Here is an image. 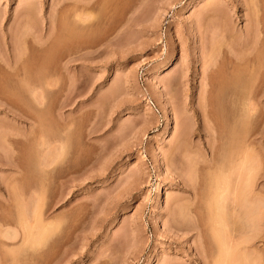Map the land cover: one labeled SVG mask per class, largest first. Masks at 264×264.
Masks as SVG:
<instances>
[{
    "label": "rangeland",
    "instance_id": "obj_1",
    "mask_svg": "<svg viewBox=\"0 0 264 264\" xmlns=\"http://www.w3.org/2000/svg\"><path fill=\"white\" fill-rule=\"evenodd\" d=\"M263 3L0 0V264H214L204 174L212 192L251 185L254 208L231 211L228 195L222 235L252 237L237 263L264 264ZM252 15L258 50L245 51ZM248 55L254 77L234 65ZM248 93L237 158L209 114Z\"/></svg>",
    "mask_w": 264,
    "mask_h": 264
},
{
    "label": "bare ground",
    "instance_id": "obj_2",
    "mask_svg": "<svg viewBox=\"0 0 264 264\" xmlns=\"http://www.w3.org/2000/svg\"><path fill=\"white\" fill-rule=\"evenodd\" d=\"M262 1V0H261ZM264 4V3H263ZM258 9V8H257ZM222 13V12H221ZM254 13H255V11H254ZM257 13V12H256ZM253 16V15H252ZM251 16V17H252ZM250 17V16H249ZM248 17V18H249ZM250 17V18H251ZM256 17V15H254L253 17H252V19H251V21H252V28L251 29H246L245 30V33L247 34L246 36H247V41L245 40V41H243L244 43H240V41H239V43H240V47H243L244 49H245V51H246V47L251 43V42H253L254 44H255V42H258L257 40L259 39L257 36V33L260 31V28H259V31H258V27L260 26V24H259V21L258 20H260V19H258L257 20V18H259V17H257V18H255ZM261 18V17H260ZM250 20V19H249ZM263 20H264V18H263ZM261 23V22H260ZM263 23V22H262ZM258 24V25H257ZM251 27V26H250ZM224 31V30H223ZM254 31V33H252ZM260 33V32H259ZM255 36V37H253L252 39H251V37L252 36ZM249 36V37H248ZM258 39H257V38ZM257 39V40H256ZM256 40V41H255ZM253 43H251L250 45H252ZM253 44V45H254ZM261 44V43H260ZM251 46V48H254V50L255 49H257L258 50V48H256L255 46ZM257 45V44H256ZM262 45V44H261ZM235 47V46H234ZM248 47H250V46H248ZM48 49V48H47ZM234 49V48H233ZM238 49V48H237ZM249 49V48H248ZM220 50V49H219ZM239 50V49H238ZM250 50V49H249ZM51 51V50H50ZM248 51V50H247ZM253 51V50H252ZM262 51V50H261ZM217 52V51H216ZM238 52V51H237ZM216 54V53H215ZM214 54V55H215ZM240 54V53H239ZM248 54H251L250 52H248ZM262 54H263V52H262ZM213 55V54H212ZM217 55V54H216ZM219 55V54H218ZM247 55V54H246ZM252 55H256V54H252ZM259 55V54H258ZM238 56V55H237ZM237 56L235 57L236 58V60H234V65L235 66H237L236 68H238V66H240V68L243 66V68H244V66L246 67V68H249L248 70L252 73V71H254L255 70V72H256V66H254L253 64H255V61H256V59H253L254 57H250L249 55V57L247 58L246 56V58H237ZM242 56H244V55H242ZM257 56V55H256ZM263 56H264V54H263ZM214 57H216V56H214ZM258 57V56H257ZM258 59H259V57H258ZM257 59V60H258ZM28 60H30V59H28ZM27 60V61H28ZM46 61V60H45ZM48 61V60H47ZM215 61H217V60H215ZM242 61H245V62H242ZM34 62V61H33ZM218 62V61H217ZM240 62H242V64H244V65H242ZM256 62H258V61H256ZM260 62V61H259ZM231 63V62H230ZM221 65H223V64H221ZM220 65V66H221ZM249 65H250V67H251V65H253L254 67H255V69L254 68H252L253 70L251 71L250 70V67H249ZM256 65V64H255ZM235 66H233V67H235ZM258 66V65H257ZM30 67V66H29ZM215 67H216V65H215ZM218 67H219V64H218ZM222 67V66H221ZM232 67V68H233ZM259 67V66H258ZM224 68V67H223ZM222 68V69H223ZM233 70V69H232ZM212 71V70H211ZM244 71H245V69H244ZM247 71V70H246ZM216 72V71H215ZM220 72V71H219ZM234 72H236L235 70H234ZM239 72V71H238ZM252 73L253 75H251V73H250V75L251 76H256L255 74H257V73ZM223 73V72H222ZM232 73V72H231ZM237 73V72H236ZM208 74V73H207ZM217 74V73H216ZM234 74V73H233ZM240 75H242V73H239ZM259 74V73H258ZM209 75V74H208ZM222 76V75H221ZM234 75H232V77H233ZM258 76V75H257ZM214 77V76H213ZM235 77H236V75H235ZM241 77V76H240ZM248 76H246V78H247ZM253 77H251V78H253ZM42 78V77H41ZM216 78V77H215ZM221 78V77H220ZM223 78H225V77H222V80H223ZM238 77H236V79H237ZM245 78V83L246 84H244V82L242 83V85L244 84V85H246L247 87L249 86H251V88H248V89H253L254 87H255V84H254V80H251V78H249L248 77V79H249V81L251 80V84H250V82L247 80ZM257 78V77H256ZM259 78V77H258ZM45 79L47 80V78L45 77ZM226 79H227V76H226ZM226 79H224V80H226ZM229 79V78H228ZM239 80L241 79V78H238ZM254 79V78H253ZM45 80V81H46ZM223 80V81H224ZM232 80V79H231ZM243 81H244V79H242ZM212 81V80H211ZM220 81V80H219ZM220 82V85L219 86H221V88H222V83H224L225 84V82L227 81H224V82ZM49 82V81H48ZM47 81H46V83L47 84H49ZM228 82V81H227ZM232 82V81H231ZM236 82H238V80L236 81ZM236 82H234L235 84H236ZM241 82V81H240ZM45 83V84H46ZM216 83V82H215ZM230 83V82H229ZM228 84V83H227ZM248 84V85H247ZM250 84V85H249ZM44 85V84H43ZM210 85H215V84H210ZM229 85V84H228ZM228 85L227 86H225V85H223L225 88H228ZM239 85V84H238ZM238 85H236V86H238ZM260 85V84H259ZM45 86H48V85H45ZM219 86H217V87H219ZM235 86V87H236ZM241 86V85H240ZM254 86V87H253ZM49 87V86H48ZM245 87V86H244ZM247 87H245V88H247ZM43 88V87H42ZM221 88H217L219 91H220V89ZM224 88V89H225ZM229 88H231V87H229ZM256 89V88H255ZM261 89V88H260ZM212 90V89H211ZM223 90V89H222ZM233 90V89H232ZM246 91H247V89H245ZM238 91H239V89H238ZM251 92H253L252 90H250ZM257 91H258V89H257ZM34 92V91H33ZM216 92V91H215ZM236 92V91H235ZM241 92L242 91H240L239 92V94H241ZM247 92H249V91H247ZM250 92V93H251ZM255 92V91H254ZM220 93V92H219ZM231 93V92H230ZM256 93V92H255ZM222 94H223V91H222ZM222 94L220 95V96H222ZM238 94V93H237ZM225 94H223V96H224ZM235 95V94H234ZM249 95V96H248ZM255 95V94H254ZM222 96V97H223ZM242 96V95H241ZM249 98H248V97ZM247 96H246V100L244 101V97L242 98L243 100L241 101L242 102V104H243V106L241 105V110L239 111V110H237L238 108H231L230 107V104H229V106H228V104L227 105H223L224 103H222V102H219L221 105H219L218 104V100H219V98H218V100H217V104H218V107H216L217 105L214 103V101L212 102V103H214L216 106H213L214 108L216 107V110L212 107L211 109H212V113L211 114H209V110H208V113H207V115L206 114H204L203 112H202V114H204L203 116H208V114H209V117H211L215 122H214V124L216 125H214V129H215V127H216V131H214L213 130V132L214 133H216V135H214L213 133H212V131L210 132V129L209 130H207V131H209L210 132V136H213V137H211L212 139L215 137V139L217 138V139H219L218 141H222V147H223V149H222V151L224 150V151H227V152H231L232 150L234 151V152H236L237 153V155H236V153H235V155H234V157H240L241 155H243V154H245V152L247 151L246 150V147L248 146H244L245 144V140H244V138H245V134H246V132H247V128H245L246 126V124L247 123H245V122H247V121H245V115H248L252 110H253V108H254V102H252L254 99H251V97H250V94L248 93L247 94ZM225 97H227V95L225 96ZM253 97V96H252ZM211 98V97H210ZM235 98V97H234ZM213 99V98H212ZM217 99V98H216ZM227 99V98H226ZM232 99V98H231ZM237 99V98H236ZM257 99V98H256ZM259 100V99H258ZM225 101V100H224ZM37 102V101H36ZM256 102V101H255ZM236 103V102H235ZM238 103V102H237ZM232 104V103H231ZM220 107L222 108V109H220ZM210 109V108H209ZM210 109V110H211ZM213 109H214V111L215 112H213ZM219 111H218V110ZM217 111V112H216ZM205 112V111H204ZM207 112V111H206ZM250 115H251V113H250ZM253 115V114H252ZM205 116V117H206ZM202 117V116H201ZM207 118V117H206ZM210 118V119H211ZM43 120V119H42ZM251 120V119H250ZM251 123V122H250ZM264 123V122H263ZM206 129V128H205ZM250 130V129H249ZM206 131V130H205ZM206 131V132H207ZM209 132H207V133H209ZM209 135V134H208ZM248 135V134H247ZM251 139V138H250ZM220 141V142H221ZM249 142H250V140H249ZM255 142V141H254ZM214 143V142H213ZM210 145H211V143H209ZM208 144V145H209ZM218 144V143H217ZM214 146V145H213ZM213 146H212V149H213ZM220 146V145H219ZM209 147H211V146H209ZM208 148V147H207ZM216 149V148H215ZM248 150H249V148H247ZM223 151V152H224ZM232 151V153H234ZM250 151H252V149L250 150ZM255 150H253L252 151V153L254 152ZM257 151V150H256ZM227 152H226V154H224V155H228L227 154ZM247 152H249V151H247ZM258 152V151H257ZM213 153V152H212ZM225 153V152H224ZM231 153V154H232ZM250 153V152H249ZM251 153V154H252ZM255 153V152H254ZM221 154H223V153H221ZM230 154V153H229ZM230 154V155H231ZM248 154V153H247ZM255 154H258V153H255ZM249 155V154H248ZM250 156V155H249ZM231 157H233L232 155H231ZM245 157V156H244ZM252 157V156H251ZM224 158V157H223ZM226 158V157H225ZM224 158V159H225ZM230 158V157H229ZM250 158V157H249ZM208 160V159H207ZM229 160H231V159H229ZM206 161V160H205ZM225 162V161H224ZM227 162V161H226ZM246 162V161H245ZM250 162V161H249ZM248 162V163H249ZM204 163V162H203ZM206 163H207V165L209 166V167H206L207 165H206ZM205 163V168H202V170H205V169H209V168H211L210 167V165L211 164H209L208 163V161ZM242 163V162H241ZM246 164V163H245ZM244 164V165H245ZM251 165H253V164H251ZM203 166V167H204ZM227 167V166H226ZM235 167V166H234ZM248 167V166H247ZM246 167V168H247ZM228 168V167H227ZM229 168H230V166H229ZM229 168H228V171H229ZM238 168V167H237ZM240 168V167H239ZM244 168V167H243ZM223 169V168H222ZM233 169V168H232ZM196 170V169H195ZM205 171H207V170H205ZM212 171V170H211ZM221 171V170H220ZM227 171V172H228ZM236 171V170H235ZM244 171H246V170H244ZM256 171V170H255ZM204 172V171H203ZM208 172H209V170H208ZM237 172H240V171H237ZM253 172V171H252ZM207 173V172H206ZM221 173V172H220ZM225 173V172H224ZM241 173V172H240ZM233 174V173H232ZM252 174V173H251ZM205 176V178H204V183H203V189H200V190H203V197H204V200L206 199H208L209 201V203L207 202V204L208 205H206L205 203V205L204 206H206L207 208H205V210H206V212H207V214H206V216H207V224H209V226H211V228L210 229H212V233H213V236L214 237H212V240H213V238L215 239L214 241H215V243H216V245H214V246H216V252H217V255L214 257L215 259V261L213 262L214 264H236L237 262L239 263V262H241V260H243V255H241V253L243 254H245V252H249V250H250V252H252L251 251V246H252V248H253V245H251V243H252V241L253 240H251V239H253L252 237H250L249 239H245V240H243L242 239V241L240 240L239 242H237L236 241V243H231L230 241V237H228V239L230 240L229 242H227V236H226V238H225V235L223 236L222 235V232H223V229L225 228V227H223L224 226V224H226L227 226H226V229H227V227H229L230 226V224L228 225L227 223H226V221H225V219L226 218H224V216H225V214H226V211H225V214H224V216H223V214H222V209H225V208H223L224 206H226V204H228V203H230V205H232V206H228V208H231L230 210L231 211H233L235 208H237L238 210H239V208H242L241 206L244 204H246L247 206L245 207L244 205H243V208L244 209H246L247 207H250L251 205L253 206V204H255V203H252V201H253V195H256V194H254L253 192H252V190H249V189H252V188H247L246 187V185H248V181H246L247 182V184H245L246 182H244V187L240 184V181L238 182L237 181V183H236V188H238L239 187V189H241L242 187L243 188H245V190L242 188L241 190H242V193H241V190H238V189H236L237 191L236 192H234V191H231V192H233V193H231L232 194V197L233 196H235V195H238L239 194V191H240V194L236 197L235 196V198L238 200V201H236V200H234L235 198L233 197H231L230 198V200H229V197L231 196V194H230V191H229V189L231 188V187H228V186H231V185H229V184H227V187H228V190H227V187L225 186L226 184L225 183H227V181H225V180H227V179H225V177L224 176H226L227 174L225 173L224 174V178L222 177V179H221V176H219L220 177V180L222 181H220L219 180V184L220 183H222L223 184V182H225L224 184L225 185H223L222 187H224L223 189H221L220 190V188H218L217 187V189H219V194H218V190L217 189H215L214 188V190L215 191H211V189L213 190V187H211V183L213 182L212 180V178H210V175L208 176L207 174H204ZM238 176V178H239V173L237 174ZM243 175V174H242ZM218 177V176H217ZM228 177H229V175H228ZM228 177H226V178H228ZM209 178H210V180L212 181L211 183H209ZM214 178H215V176H214ZM243 178V177H242ZM219 179V178H218ZM218 179H217V182H218ZM229 180V179H228ZM239 180V179H238ZM243 180V179H242ZM246 180H247V178H246ZM249 180H251V179H249ZM253 180V179H252ZM216 181V180H215ZM231 181V180H230ZM216 182V183H217ZM231 183V182H230ZM218 184V183H217ZM222 184H220V187H221V185ZM251 184V183H250ZM241 187H240V186ZM253 185H255V184H253ZM213 186V185H212ZM238 186V187H237ZM249 186V185H248ZM251 186V185H250ZM249 186V187H250ZM188 187V186H187ZM190 187H192V186H190ZM189 187V188H190ZM217 190V191H216ZM227 190V191H226ZM250 191L251 193H253V195L252 194H250V193H246V192H248V191ZM190 191L192 192V193H194L195 194V192L197 191V190H195V188H190ZM246 191V192H245ZM254 191V190H253ZM256 191V190H255ZM254 191V192H255ZM229 192V193H228ZM198 193V192H197ZM196 193V194H197ZM227 193V194H226ZM246 193V194H245ZM235 194V195H234ZM212 195V196H211ZM219 195V197H218V199L216 198L217 196ZM228 195H230L229 197H228ZM252 195V197H250L249 198V200H247L248 199V197L249 196H251ZM214 199H216V201L214 202ZM231 199H232V201H231ZM251 199H252V201H251ZM205 200V201H206ZM226 200H229V201H227L228 203H225V201ZM233 200H234V204H236V206H234L233 207ZM213 201V202H212ZM255 201V200H254ZM253 201V202H254ZM258 201V200H257ZM247 202V203H246ZM251 203V205L249 206V204ZM232 203V204H231ZM249 203V204H248ZM242 204V205H241ZM224 205V206H223ZM263 206V205H262ZM234 208V209H233ZM242 208V209H243ZM253 208H254V206H253ZM226 209H227V207H226ZM249 209V208H248ZM229 210V209H228ZM237 210V211H238ZM236 211V210H235ZM240 211V210H239ZM244 211V210H243ZM223 212H224V210H223ZM252 212H254V210L252 211ZM246 213V212H245ZM263 213V212H262ZM231 215V214H230ZM248 215V214H247ZM22 217H24V216H22ZM226 217V216H225ZM228 217V216H227ZM255 217V216H254ZM25 218V217H24ZM21 220H22V218H21ZM227 220V219H226ZM225 221V222H224ZM24 222V221H23ZM228 222V221H227ZM234 222V221H233ZM253 222H255V221H253ZM21 223V222H20ZM253 224V223H252ZM41 225V224H40ZM254 225V224H253ZM24 226V225H23ZM205 227V226H204ZM40 228V227H39ZM197 227H195V229H196ZM257 228V227H256ZM31 229V228H30ZM44 230H45V228H44ZM222 230V231H221ZM50 231V230H49ZM211 231V230H210ZM221 231V232H220ZM224 231H225V229H224ZM26 232H27V230H26ZM229 232V231H228ZM257 232V231H256ZM30 233H31V231H30ZM43 233V232H42ZM45 233V232H44ZM43 233V234H44ZM211 233V234H212ZM225 233V232H224ZM26 234V233H25ZM234 234V233H233ZM250 234V233H249ZM10 235H11V233H10ZM30 235V234H29ZM35 235V234H34ZM48 235V234H47ZM244 235V234H243ZM251 235V234H250ZM33 237V236H32ZM256 237V236H255ZM238 238V237H237ZM27 240V239H26ZM29 241V240H28ZM213 241V242H214ZM27 242V241H26ZM30 242H31V240H30ZM210 243V242H209ZM231 244V245H230ZM235 244V245H234ZM234 246V247H233ZM254 249V248H253ZM252 249V250H253ZM212 250V249H211ZM236 250V251H235ZM240 250H243V251H241V253H240ZM233 251H234V253H233ZM238 251H239V253H238ZM213 252V251H212ZM214 253V252H213ZM233 254V255H232ZM240 255H241V257H240ZM249 255H250V253H249ZM203 258V257H202ZM206 258V257H205ZM249 258V257H248ZM241 259V260H240ZM202 261H203V259H202ZM206 261V260H205ZM204 261V262H205ZM255 261V260H254ZM259 261V260H258ZM244 262H246V261H244ZM250 262V261H249ZM237 263V264H238ZM248 263V262H247ZM254 263V262H253ZM262 263V262H261ZM205 264H207L206 262H205Z\"/></svg>",
    "mask_w": 264,
    "mask_h": 264
}]
</instances>
